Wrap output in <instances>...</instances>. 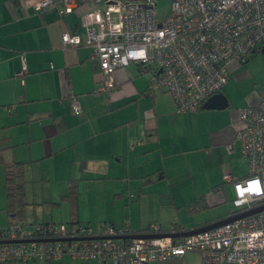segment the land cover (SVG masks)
I'll return each mask as SVG.
<instances>
[{
    "label": "crops",
    "instance_id": "0c3cea01",
    "mask_svg": "<svg viewBox=\"0 0 264 264\" xmlns=\"http://www.w3.org/2000/svg\"><path fill=\"white\" fill-rule=\"evenodd\" d=\"M65 30L85 33L80 12L59 19L55 13L37 12L33 0H0V132H6L0 134V148L6 150V161L25 163L27 223L76 221L90 224L99 232L103 225L118 226L129 220L134 234H152L156 224L140 204L146 191L149 202L175 204V193L166 185L169 177L177 176L175 171L182 164L217 163L219 155H227L230 175L234 179L248 176L249 162L241 156L239 142L227 149L234 140L240 110L233 107L230 96L238 63L231 64V78L221 91L229 99L227 108L201 107L179 115L171 93L164 89L150 90L149 75L135 64L115 72L116 84L110 94L96 92L100 70L92 57L93 49L86 44L65 47L61 37ZM23 58L28 71L21 75ZM71 96L82 105L81 115L72 112L68 100ZM250 102L255 103L256 99ZM198 151L202 152V159L196 155ZM62 155L65 157L61 166L55 170L62 178L58 188L50 192L42 189L39 195L35 192L30 195L28 182L34 180L40 185L50 181L43 168L45 160ZM28 171L33 172L31 180ZM225 175L223 182H232L225 180ZM82 180L103 183V202L111 203V210L97 226L92 224L90 214H82L78 188ZM212 181L213 191L196 197L205 195L207 204L221 198V193L214 189H224L222 183ZM72 184L77 185L78 191L75 214L70 202L62 198ZM154 185L160 187L153 188ZM195 192L198 193L197 189ZM62 202H67L64 214L69 218L67 221L55 220V211L50 207ZM117 202L122 203L121 214L117 212ZM233 211L192 227L182 221L175 222H181L182 231H186L228 217ZM175 222L158 227L167 233L165 230ZM76 261L77 264H114L111 260H73L70 256L53 262L36 259L8 264H75ZM150 264H200V254L189 251L183 257Z\"/></svg>",
    "mask_w": 264,
    "mask_h": 264
},
{
    "label": "built area",
    "instance_id": "2783aa9c",
    "mask_svg": "<svg viewBox=\"0 0 264 264\" xmlns=\"http://www.w3.org/2000/svg\"><path fill=\"white\" fill-rule=\"evenodd\" d=\"M33 7L59 19L82 12L85 33L65 30L61 37L65 47H92L100 69L96 92L110 94L115 72L139 65L149 69L152 90L171 93L178 113L198 111L229 82L231 64L244 63L264 43V0H172L162 18L158 0H33ZM27 71L23 58L20 74ZM68 100L72 112L81 115L76 97ZM235 141L248 159L249 173L225 179L234 182V205L244 211L264 203V86L255 103L238 111L228 150ZM152 234L134 236L129 220L103 225L99 232L90 224H12L0 229V263L68 255L73 260L150 264L198 251L200 264H264V210L197 234L173 237L158 226Z\"/></svg>",
    "mask_w": 264,
    "mask_h": 264
},
{
    "label": "rangeland",
    "instance_id": "374dc122",
    "mask_svg": "<svg viewBox=\"0 0 264 264\" xmlns=\"http://www.w3.org/2000/svg\"><path fill=\"white\" fill-rule=\"evenodd\" d=\"M171 3L172 0H158V10L161 18L170 12ZM86 8L87 6L84 7V10ZM80 15L82 16V12H80ZM262 48L263 46H260L254 56L247 62L239 64L240 66L235 72L236 74L233 78L234 86H232V90L230 93L231 100L234 105L233 107L235 109L245 108L246 106L250 105V101L252 99L258 98L259 90L264 86V53L262 52ZM177 114L183 115V113ZM189 131L193 132V129L189 128ZM1 133L6 134V132H0V134ZM195 153L200 157V159L204 157L201 151ZM241 156L243 157L242 153ZM64 157L65 156L62 155L55 160H45L43 168L46 171V174L51 178L49 179L50 181L40 183V185H37L39 184L38 182L31 180L33 178V172L28 171L30 172L28 177L30 178L31 182H28L27 187L30 195H32L33 192H35L36 195H39L41 192L40 190L42 189L45 192H50L51 190H55L56 188H58V185L62 182V178L60 179L58 175L59 171L55 170H58V168H60L61 159H63ZM226 157L227 155H219V160L217 163L213 162L205 164L202 163V161H197L196 163L193 162L190 164L188 162V165L182 164L181 169H176L175 172H177V176L169 177L168 184H165L167 188H171L172 191H174L176 198L175 204L171 203L160 205L159 202L154 203L152 202V200L151 202H149V194L146 191V196L143 198L142 204L140 205L143 208L145 207V214L150 215L152 221L154 222L153 224H156V226L162 224L165 227L172 222L182 221L186 226L192 227L195 224H198L205 220H210L211 218L216 217L219 214H225L230 210L237 209V207L234 205V198L236 197L234 182H223V175L230 174L232 170L229 162L226 161ZM9 158L10 155L8 154L7 160H9ZM74 172H76V170H74ZM54 175L59 178H53ZM192 177L194 178V180ZM212 179L213 181L216 180L215 182H217V184L219 182L220 184L222 183L224 185L223 190L214 189V192L221 193L220 200L215 203L214 201H209V204L206 208L195 213H190L187 207L188 202L194 200L198 195H201L208 191H213L214 185H211ZM176 181H178V183H176ZM55 183L57 185H55ZM157 187L160 186H153V188ZM78 188L81 192L80 203L82 214L84 216H88V214H90L89 218L91 219L92 224L97 226L98 223L103 220L102 217L105 215V213L111 210V203L107 204L105 201L103 202L102 197L104 195V184L96 181L89 182L86 180H82ZM195 189H197L198 193L195 192ZM107 190H109V185L107 186ZM129 196L130 195H128V198L132 200V198H130ZM5 204V169L4 165L0 164V226H5L8 222V215L6 210L4 209ZM136 205L139 206V204ZM50 207L55 211V220H69V218L65 217L64 215L67 211V202H62L61 205L57 204ZM121 207L122 203L117 202L116 208L119 214H121ZM118 208H120V210ZM63 209H65V213ZM84 220H87V218ZM120 220L121 219L119 218L118 221ZM74 263L77 264L78 262L76 261Z\"/></svg>",
    "mask_w": 264,
    "mask_h": 264
},
{
    "label": "trees",
    "instance_id": "16d2710c",
    "mask_svg": "<svg viewBox=\"0 0 264 264\" xmlns=\"http://www.w3.org/2000/svg\"><path fill=\"white\" fill-rule=\"evenodd\" d=\"M257 50H256V52H257ZM254 54L250 58H252L254 56ZM249 59H247L245 62H247ZM96 66L98 67L97 61H96ZM137 66L139 67L140 71L143 73H147V71L149 70V69H143L139 65H137ZM149 89L152 90L150 87H149ZM5 151L6 150L4 148H0V164H3L5 166L6 204H5L4 209L6 210L7 215H8V222L5 226H3V227L1 226L0 229L4 230L7 227L11 226L12 224H18V223L24 224V225L28 224L29 226H33L36 224L37 225L38 224L39 225H48L49 223H58L56 221L39 222V223H33V224H29L26 222V206L28 203L26 201V181L24 179V174H23L25 163L22 161H17V160L6 161ZM62 198L67 199L70 202L72 211L75 214L76 209H77V203H78L77 185L72 184L69 192L64 194L62 196ZM207 206H208V204H207L205 195H202V196L196 198L195 200L189 202L187 205L190 213H195L197 211H200V210L206 208ZM242 209L243 208H237L233 212H229V213L234 214V213L240 212ZM229 213H227V214H229ZM59 222H63V221H59ZM66 223H70V224L74 223L75 224V223H79V222L70 221V222H66ZM79 224H82V223H79ZM86 225H88V224H86ZM107 225H115V224L110 223ZM182 227L183 226H182L181 222H175L172 224V226L169 229H166L165 232H167V233L179 232V231L183 230ZM160 231L164 232V230L161 228H160ZM65 256H68V255H65ZM47 261L53 262L54 260L47 259ZM8 263H13V262H8ZM8 263H0V264H8Z\"/></svg>",
    "mask_w": 264,
    "mask_h": 264
},
{
    "label": "water",
    "instance_id": "95a60500",
    "mask_svg": "<svg viewBox=\"0 0 264 264\" xmlns=\"http://www.w3.org/2000/svg\"><path fill=\"white\" fill-rule=\"evenodd\" d=\"M262 52L264 53V46L262 48ZM229 106V99L228 97L223 93V92H218L214 95H212L210 98H208L202 107L204 108H217V109H224ZM264 210V203H261L251 209H247L244 211H240L237 213H234L228 217H225L223 219H220L218 221L212 222L210 224H207L205 226L196 228V229H191V230H186V231H179V232H172V233H165L168 235H171L173 237H179V236H187V235H192V234H197L200 232H204L206 230L212 229L217 226H221L223 224H226L228 222L234 221L236 219L260 212ZM134 236H143V237H151L155 236V234H144V235H134ZM125 238V237H122Z\"/></svg>",
    "mask_w": 264,
    "mask_h": 264
},
{
    "label": "flooded vegetation",
    "instance_id": "af4514ba",
    "mask_svg": "<svg viewBox=\"0 0 264 264\" xmlns=\"http://www.w3.org/2000/svg\"><path fill=\"white\" fill-rule=\"evenodd\" d=\"M261 46H264V43H262V45Z\"/></svg>",
    "mask_w": 264,
    "mask_h": 264
}]
</instances>
